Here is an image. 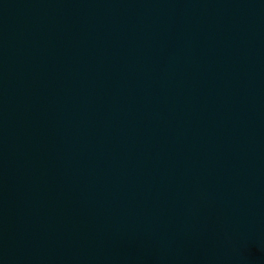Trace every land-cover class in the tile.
I'll return each mask as SVG.
<instances>
[{
  "label": "water",
  "instance_id": "1",
  "mask_svg": "<svg viewBox=\"0 0 264 264\" xmlns=\"http://www.w3.org/2000/svg\"><path fill=\"white\" fill-rule=\"evenodd\" d=\"M0 264H264V0H0Z\"/></svg>",
  "mask_w": 264,
  "mask_h": 264
}]
</instances>
